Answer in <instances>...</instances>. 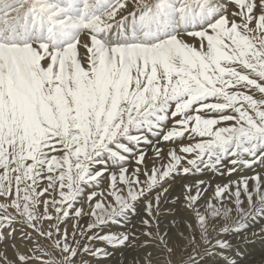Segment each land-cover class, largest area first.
<instances>
[{
	"label": "snow or ice",
	"instance_id": "obj_1",
	"mask_svg": "<svg viewBox=\"0 0 264 264\" xmlns=\"http://www.w3.org/2000/svg\"><path fill=\"white\" fill-rule=\"evenodd\" d=\"M260 221L264 0H0V264H240Z\"/></svg>",
	"mask_w": 264,
	"mask_h": 264
},
{
	"label": "rangeland",
	"instance_id": "obj_2",
	"mask_svg": "<svg viewBox=\"0 0 264 264\" xmlns=\"http://www.w3.org/2000/svg\"><path fill=\"white\" fill-rule=\"evenodd\" d=\"M209 178L210 177H207V176L205 177V179H209ZM215 182L216 183L217 182L220 183L221 181L219 179H217ZM183 183H184L183 180H181L179 178L176 181H174L173 182V187H172V190H171V193H170L169 202L162 203V205H161L160 228H161L162 232L171 230V233L173 235H175L177 230L175 229V227L170 225V220L173 218V216H175V219L177 221H179L182 217H185L187 215L182 210V208L180 209L181 205L179 203H174L173 202L174 198L177 197V196H180L181 199L183 198L182 197V184ZM262 224H264V221H260L259 223H252L250 225L251 227L248 229V231L249 232L258 231ZM132 226H133V231H135L136 228L139 227V222H138L136 217H133ZM163 226H165V227H163ZM112 231H123V229L122 228H118V227H114L112 229ZM232 242L235 243V244H238L239 248H240V251L243 253V252L249 251L247 247H249L251 245L253 246V244H254L255 247L263 245L264 244V239L255 238L254 242H245L242 238L237 239V238L234 237V238H232ZM109 250H111V252H113V253L108 259L102 261V264H114V263L115 264H133V258L136 257V255H138V253L135 252V251L126 252V251H124L123 248L109 249ZM126 255H128V256H126ZM243 255H244V253H243ZM115 258H117V260L118 259L119 260L117 261ZM263 263H264V261L261 260V259L253 262V264H263Z\"/></svg>",
	"mask_w": 264,
	"mask_h": 264
},
{
	"label": "bare ground",
	"instance_id": "obj_3",
	"mask_svg": "<svg viewBox=\"0 0 264 264\" xmlns=\"http://www.w3.org/2000/svg\"><path fill=\"white\" fill-rule=\"evenodd\" d=\"M218 183V182H217ZM181 195V194H180ZM169 206V205H168ZM181 209V207H180ZM170 210V209H169ZM174 211V210H173ZM178 212V211H177ZM179 213V212H178ZM166 225V224H165ZM167 226V225H166ZM165 227V226H163ZM251 227V226H250ZM167 230V229H166ZM234 238V237H233ZM236 238V237H235ZM260 242V241H259ZM257 245V244H256ZM247 246V245H246ZM249 251L243 252L244 255L240 259V264H253V262L261 259L264 261V244L260 246H249L247 247ZM111 251V250H110ZM126 252L133 251L131 249H124ZM113 253V252H112ZM118 253V252H117ZM122 254V253H121ZM131 254V253H130ZM134 255V254H133ZM128 256V255H126ZM137 256V255H136ZM125 257V256H124ZM117 260V258H115ZM114 260V259H113ZM119 260V259H118ZM117 260V261H118ZM115 264V263H114ZM264 264V263H263Z\"/></svg>",
	"mask_w": 264,
	"mask_h": 264
}]
</instances>
